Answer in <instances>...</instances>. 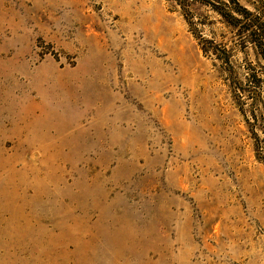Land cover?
I'll use <instances>...</instances> for the list:
<instances>
[{"label": "rangeland", "instance_id": "rangeland-1", "mask_svg": "<svg viewBox=\"0 0 264 264\" xmlns=\"http://www.w3.org/2000/svg\"><path fill=\"white\" fill-rule=\"evenodd\" d=\"M202 46L171 0H0V264H264V164Z\"/></svg>", "mask_w": 264, "mask_h": 264}, {"label": "trees", "instance_id": "trees-1", "mask_svg": "<svg viewBox=\"0 0 264 264\" xmlns=\"http://www.w3.org/2000/svg\"><path fill=\"white\" fill-rule=\"evenodd\" d=\"M184 16L196 37L203 43L202 49L219 63L220 71L227 76L228 88L232 100L240 114L249 125L254 151L264 164V138L261 140L257 131L264 133V3L248 9L241 0H171ZM201 9L209 11L221 25V41H215V34L210 40L204 39L198 31L202 22L194 21ZM202 17V16H200ZM243 54L244 66L233 62L235 53ZM253 61L248 60L249 53Z\"/></svg>", "mask_w": 264, "mask_h": 264}]
</instances>
